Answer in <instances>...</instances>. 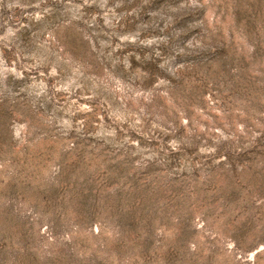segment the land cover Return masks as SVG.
<instances>
[{
    "label": "rangeland",
    "instance_id": "obj_1",
    "mask_svg": "<svg viewBox=\"0 0 264 264\" xmlns=\"http://www.w3.org/2000/svg\"><path fill=\"white\" fill-rule=\"evenodd\" d=\"M0 264H264V0H0Z\"/></svg>",
    "mask_w": 264,
    "mask_h": 264
}]
</instances>
